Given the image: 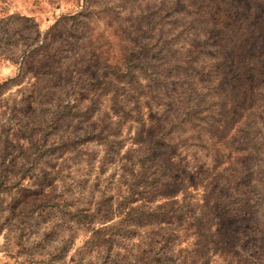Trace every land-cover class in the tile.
I'll use <instances>...</instances> for the list:
<instances>
[{"label":"rangeland","instance_id":"374dc122","mask_svg":"<svg viewBox=\"0 0 264 264\" xmlns=\"http://www.w3.org/2000/svg\"><path fill=\"white\" fill-rule=\"evenodd\" d=\"M0 264H264V0H0Z\"/></svg>","mask_w":264,"mask_h":264}]
</instances>
